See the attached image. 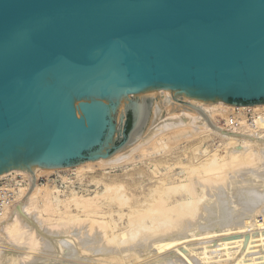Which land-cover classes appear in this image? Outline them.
<instances>
[{"label": "water", "instance_id": "water-1", "mask_svg": "<svg viewBox=\"0 0 264 264\" xmlns=\"http://www.w3.org/2000/svg\"><path fill=\"white\" fill-rule=\"evenodd\" d=\"M156 89L264 103V0H0V175L29 173L22 201L36 170L137 139Z\"/></svg>", "mask_w": 264, "mask_h": 264}, {"label": "bare ground", "instance_id": "bare-ground-1", "mask_svg": "<svg viewBox=\"0 0 264 264\" xmlns=\"http://www.w3.org/2000/svg\"><path fill=\"white\" fill-rule=\"evenodd\" d=\"M247 111L252 112V123H251V125H247L248 123H246V121H244V119H245L244 114ZM122 112H123V106L121 107V110H119L117 116L122 115L121 114ZM231 116H234L235 121H233V118L232 119L230 118ZM220 119H222L224 121V126H221L222 124H220ZM252 133H255V136H257L256 134H258V136L261 135L260 137H262V138H255V139H263V136H264V104L250 105V106H234V105H228V104H209V105H204L200 109L191 110L188 107L184 106L183 104L171 99L163 90L156 89L155 91H153V102H152L151 112H150L148 121L146 123V126H145L142 134L137 139H135L133 142L129 143L128 145L122 147L120 150L115 152L110 158H99L95 161L84 162V163L78 164L72 168L53 169V170L38 169L35 171V184L31 190V192L29 193V195L27 196V198L24 201H22V199L25 196V194L28 192V189L30 187L31 177H30L29 173L10 171V172H7V173L0 175V180H8L10 178H13L14 182H12V184H10V185H8V184L4 185L3 188L11 189L12 192L15 193V196H14L15 200L14 201L16 202V204H15V202L12 204V205H15L14 207L12 206L13 208L9 207V205H8V207L6 206L2 210V213L0 214V264H9L10 259H11L9 257V255H11V253H12L11 251H13V252L20 251L19 249H22L21 251L23 253H25V255H23L21 253L22 254L21 256L25 257L26 259H27V257H29L30 254L31 255L34 254L33 255V257H34V256H36L35 253L37 254L39 252L40 253L46 252V254L48 252V254H49L50 249L53 248L51 244H54L55 242H57L55 240L54 243L50 244L48 242L49 237L54 235L53 239L57 238V240H58L59 238H62L61 240H64L62 236H65L66 233L68 234V231L74 227L76 229L79 228V231L82 230V231L87 232V233L85 232L87 235H86L84 242L89 241L88 238L91 237L93 234H95L94 233L95 231L99 232L98 240H99V243H101V245L98 247V250H96V251L98 253V256L100 257L101 263L129 264V260H127L128 259L127 257H131L132 260H136L134 258L136 257L137 254H139L138 251H140V250H138V247L140 245H142V243L144 245L148 246L147 250H144L145 248L143 249L144 251H146L144 253H148L150 251L149 249L151 248L150 253H152L153 256L156 257L155 259H157V260H159V259L161 260L162 257H163V259H166L168 256V254H166V253L170 249H173V250L178 249V250H176V252L178 251L177 253L176 252L174 253V251H171V252H173V255H174V257L169 256V257H171V260H175V261L177 260L178 261L179 259H185L184 256L186 253L184 254V256L181 255V257L183 256V258L178 259V257H177V259H174L179 254L180 248H178V247L183 246L184 244H187L189 242V241H187L188 238H186V236L185 237L183 236L186 234H184V233L181 234V233L185 232V229L187 228L186 226H188L189 224L192 225L191 223H193L192 221H193V219H195V217L199 213V211H201V212L203 211L205 213V211H211V212L215 211L216 212V210H217L219 212L217 214H219L218 216L220 217L218 219L220 221L227 222L226 225H228V224L230 225L229 222L231 221V219H230V213H229L228 207L230 206L229 201L230 202H232V201L230 199H228L229 197L231 198V196H228V195H232L231 199H234L235 195L233 197V193L236 192L235 193L237 195L236 198L239 199L238 201L241 202V205L245 209L243 211H247L249 213V212H251L250 211V209H251V210L257 211V213H258V210H256V208H254V209H252V207L250 208V206L252 204H255L254 202L256 201V198H259V196H257V193L255 194L256 191H259L258 188L255 186L254 187L252 186V189H250L251 185H254L251 183L250 180L243 181L242 183H244V184H242L241 181L237 183L238 185L237 184L236 185L231 184L232 187L229 186L230 183H228V181H226L228 179L231 180V178L233 177V181H229V182H232V183L235 182L236 183L237 181H235L236 180L235 177L238 175V173L240 171L241 172L243 171V173H245L244 171H247L246 173H249L250 176L248 174H246V176L248 175L249 178L245 176V179L248 178V179L253 180V176L255 175V173L252 172L253 170H255L253 168L255 166H257V165H255L256 162L260 161V159L262 158V157H258L259 158V160H258L257 156H260V155L263 156L264 153L259 155L260 148L256 149L257 146L255 144L251 143L250 140H252V139H250V138H251ZM213 134L218 135L221 138L223 137L227 141L224 156H223L224 153L222 154V157L216 156V154H212L215 156L209 157L207 160H205L204 163L202 162L200 164H195V165L191 164L188 166H187V164H185L184 166H186L185 167L186 175H185V177L183 176L185 178L183 182L179 180L177 182L167 183V180L172 179V177H169L168 175H166L167 173L164 175H160V177L157 178V185L154 186L149 191V193L144 197V199L138 204L134 203V202L131 203L129 199L123 198L124 194H122V192H123L124 188L121 185H117L119 183H117V184H114V183L104 184V190L102 189L103 192L101 194H96L94 197H92V196L88 197L87 195H86L87 197H84V196L79 197L78 195H77L78 197H76L73 194L72 196L70 195L71 196L70 198H66L64 200L59 198V195H58L59 190H57L52 185L51 181H48L46 184H40L39 183L40 178L49 177L52 174L60 173V172H73V174L77 177L84 175L86 173H92V171L94 169L101 170V171H103V173H105L106 170L119 169V168H121V167H123L129 163L134 162L137 155L141 156L143 158V157H148V155H150L152 153L168 154L174 148L178 147L182 143H189V142H191L197 138H200L204 135L207 136V135H213ZM253 136L254 135L252 134V138L254 139L255 136L254 137ZM238 141L240 143L237 144ZM260 142H262V141H260ZM190 147H188L189 150L194 149V148L190 149ZM196 147H197V145H196ZM255 149L258 152L257 156H256ZM189 150H187V151L189 152ZM262 150H264V149H262ZM261 152L262 151H260V153ZM142 158H140V159H142ZM257 163H259V162H257ZM174 167H176V165ZM180 167H181V165H180ZM261 167L259 166V168L258 167L257 168L258 169L264 168V167H262V168ZM116 171H118V170H116ZM256 171L257 170H255V172ZM258 171L259 172H257L256 175L260 172L264 173V170H258ZM110 173H112V172L110 171ZM162 173H164V171ZM231 173H233V174H231ZM180 174L181 173H179L178 175H180ZM229 174H230L231 178L228 176ZM240 174L243 175L242 173H240ZM231 175H234V176H231ZM241 175L238 176V178L240 180H241ZM251 175H252V177H251ZM261 175L262 174L260 173V176ZM255 177L257 178V176H254V178ZM65 179L66 178L64 177V180ZM239 183H241V184H239ZM249 183H251V185H249ZM257 183H258V181H257ZM226 184H229L228 187H226L227 186ZM224 185H225V187H223ZM233 186H237L238 190L237 189L235 190V188ZM239 186H242V187L239 188ZM229 187H231L235 191L231 190V192H229V194L227 191L226 198L227 197L228 198L226 200L225 197L222 196V195L225 196V194H224L225 190L223 191L222 189L227 188V190H229ZM254 188L255 189L257 188V189L255 190ZM221 193H223V194H221ZM206 194L207 195L211 194L214 198L212 200H211V198H207L204 200ZM208 196H206V197H208ZM209 197H211V196H209ZM217 197H219V198L223 197V199L225 201L222 202V199H221L220 200L221 203H220L219 198H218L217 201L213 202V200ZM206 200H209V201H206ZM263 200H264V198H262L261 200L258 199L257 202L260 203ZM70 204H73L75 206V210L80 211L77 213H81L82 217H78L76 212L70 210ZM247 204L248 205L250 204L248 210L246 209L248 206ZM113 205H115L116 207H119L120 211L122 210L123 207H127V209H128L127 210L128 211V214H127L128 219H127L126 227L124 230H121L119 232H117V230L119 228V224L117 223V221L112 220V219L109 221L103 219V217H105L107 215L102 211L104 209V207L106 206L109 208L110 206H113ZM122 213H120L118 211L116 212V214L119 216L118 220H120V221L123 217ZM248 213L246 215H248ZM110 214H112V213H110ZM199 214H201L200 217H202V213H199ZM250 214H252V212ZM204 216H206V215H204ZM215 216H216V214H215ZM241 216H243V215H241ZM108 217H111V216H108ZM200 217L197 216L196 219L198 220V218H200ZM210 217H212V216H210ZM206 219H208V218H206ZM209 219H211V218H209ZM215 219H217V218H215ZM236 219H238V218H236ZM217 220H215V221H217ZM232 221H236V220H232ZM236 222H238V221H236ZM240 223H242V222H240ZM199 224H201V223H199ZM232 224H234V223H232ZM235 224H237V223H235ZM243 224H245V223H243ZM195 225H198V224H195ZM209 225H211V224H209ZM251 225H253V224H251ZM194 226H193V228H195ZM249 226H250V224H249ZM249 226H247L246 228L250 229ZM229 227L230 228H228V229L225 227L223 235H220L219 237H226V238L229 237L230 239L229 238L223 239L221 241H224V240L229 241L233 238H236L237 235L240 236V234H242L243 230L241 229V227H239V226L233 227V225H230ZM251 227H253L254 229L256 228L255 229L256 231L264 230V223L254 224V226H251ZM175 228L178 229V231H179V233L177 232L178 235L174 236V234H173L172 235L173 237L169 236V233L172 232L171 230H174ZM208 228H206V229H208ZM214 228H216V227H214ZM246 228H245V230H246ZM219 229H221V228H219ZM254 229H253V231H254ZM211 230L212 229H210L209 231H211ZM192 231H195V230H192ZM71 232H70V234H71ZM72 233H75V231H73ZM217 233H220V231ZM55 235H56V237H55ZM57 235H59L60 237H57ZM203 235L204 234H202V233H201V235H198L197 236L198 238L196 239V241H198V239L200 240V238ZM205 235H207V234H205ZM261 235H264V233H262ZM72 236H76V235H72ZM195 236L196 235L194 234V236H192V239H195V238H193ZM258 236H260V234ZM84 237H85V235H84ZM208 237L204 236V237H202L201 240L212 238V237H209V238ZM262 237L261 238L257 237V239H260V240H257V241L254 240V242H250V241H252V238L250 241L247 240L250 243H248L247 241H245V243H242L241 241H234V243L231 241L229 243H226V242H221L219 240L222 244L221 245L219 244L220 247L219 248L217 247L218 248L217 250L219 251L221 248L222 251L221 250L220 251L223 254H222V256L221 255L220 256L224 257V259H222V261H219V260H216V257H214L215 255H212L214 257L212 262H214V260H216L217 262H214V263L209 262L208 263V261L211 260L210 259L211 257L208 255H207V257H209V258L206 257L207 252H203V253L199 252L200 255L202 254L200 256L201 261H199V264H200V262H204V264H246L247 262H252L253 261L252 258H255V257H252V258L249 257L252 260L248 259L245 261L246 256L244 257L243 254L244 253L246 254V252H247V255H249V254L251 255V253H248V252H250L249 251L250 249H253V248L257 249L258 247H262L261 244L264 242V238L262 239ZM64 238H68V237H64ZM73 238H75V237H73ZM73 238H72V240H75ZM82 239H84V238H82ZM90 241H92V240H90ZM94 241H92L91 243L93 244ZM196 241H194V242H196ZM203 241H205V240H203ZM89 242H87V243H89ZM199 242L201 243L202 241H199ZM216 242H218V241H216ZM58 243H59V241H58ZM62 243H64V242L62 241ZM203 243H205V242H203ZM203 243H201V244H203ZM254 243L255 244L257 243V246L255 245L254 247H250ZM60 244H58V246ZM75 244H77V241L75 242ZM92 244L89 245L90 247L87 246L88 248H86L85 250L82 249L83 252L86 251L87 249L89 251L88 254H90V251L93 252L94 250L91 249ZM258 244L261 246H259ZM188 245H190V244H188ZM230 245H235V246H233V248H236L235 250H237L236 246H238L239 249L243 247L242 248V251H243L242 256L236 257V253L239 252V250H237V252H235V253H233L234 251L230 252L233 250L232 247H231V249L228 248V247H230ZM66 246L68 247V244ZM69 246H71V245H69ZM74 246H76V245H74ZM95 246H97V244ZM62 247H64V246L62 245ZM78 247L82 248L81 245H78ZM213 247H215V245ZM200 248H201V246H200ZM204 248L206 249V246H204ZM207 248L210 249L209 246H207ZM59 249L61 250V248H59ZM95 249H96V247H95ZM197 249H196V251H198ZM208 249L206 251H209ZM213 249H215V248H213ZM52 250H51V252H52ZM182 250H183V248H182ZM182 250H180V251H182ZM74 251H76L75 253H77V249L76 250L74 249ZM124 251L131 252V255H128L126 258L120 256L121 258H125V260L120 259L118 257V255H123V254H124V256L127 255V254H125L126 252H124ZM214 251H216V250H214ZM214 251H211V253H213ZM257 251H259V250H257ZM262 251H264V250L262 249ZM70 252H71V248H70ZM140 252H141L140 254H144V253H142V251H140ZM251 252H253L252 253L253 255L255 254L254 251H251ZM19 253H12V254L16 255ZM54 253L55 252H53L51 254L53 255ZM85 253H87V252H84L83 255H85ZM93 253H95V251ZM150 253H148V254L150 255ZM181 253L183 254V251ZM190 253H192V252H190ZM209 253H210V251H209ZM27 254H28V256H26ZM46 254H44V256ZM77 254H79V253H77ZM77 254H75V255H77ZM80 254H81V252H80ZM80 254H79V256H83ZM148 254L143 255V256L145 257ZM165 254L167 256H165ZM171 254L172 253L169 252V255H171ZM175 254H177V255L175 256ZM214 254H217V253L215 252ZM262 254H263V252H262ZM71 255H73V254H71ZM93 255H95V254H93ZM189 255L190 254H188L186 257H190ZM196 255H198V254H196ZM239 255H241L240 252H239ZM18 256L19 255H17V257ZM85 256L88 257V255H85ZM61 257H63V256H61ZM71 257H73V256H71ZM164 257H166V258H164ZM169 257L167 259H169ZM179 257H180V254H179ZM257 257H258V254H257ZM257 257H256V259H254L255 261L257 259H259V260L262 259V261L260 260L261 261L260 263H259V261L256 263L257 264H264V261H263L264 256L262 255L263 258H260V257L257 258ZM12 258H15L16 260L18 259L14 256H12ZM19 258H21V257L19 256ZM66 258H69V257L66 256ZM193 258H194V256L190 257V260H188V261L191 264H198V262L195 263V260H197V259L195 258V260H192ZM21 259H23V258H21ZM34 259H35V257H34ZM38 259H37V261L40 260V259L39 260ZM80 259L81 258L79 257V259L76 261H79ZM139 259H138V261H140ZM155 259L153 258L152 261ZM186 259H185V261H187ZM24 260H21V261H24ZM27 260H25V261H27ZM56 260H58V259H56ZM74 260H75V258H74ZM191 260H192V262H191ZM11 261H15V260L11 259ZM28 261H31V260H28ZM32 261L30 263H28V262L27 263L31 264V263H33ZM86 261H88V260H86ZM141 261H143V260H141ZM152 261H150V262L152 263ZM159 261H156V264L157 263L163 264V261L162 262L161 261L159 262ZM177 261L170 263L168 260L165 263L166 264H174V263L178 264L180 262L182 264L186 263V262L184 263V261H182V260L181 261L179 260L180 262H177ZM39 262H41V261H39ZM43 262L40 264H44ZM134 262L138 263L136 261H133L132 263L134 264ZM12 263H14V262H12ZM20 263L16 262L14 264H20ZM58 263H59V261H58ZM146 263H149V262L145 261V264ZM256 263H254V264H256ZM23 264H26V262H23ZM34 264H36V263L34 262ZM73 264H74V262H73ZM138 264H140V263H138Z\"/></svg>", "mask_w": 264, "mask_h": 264}, {"label": "rangeland", "instance_id": "rangeland-1", "mask_svg": "<svg viewBox=\"0 0 264 264\" xmlns=\"http://www.w3.org/2000/svg\"><path fill=\"white\" fill-rule=\"evenodd\" d=\"M262 104H264V103H262ZM250 111H247V112H245V114H244V117H245V119H244V121H246V123H248L247 125H251V123H252V112H250ZM231 119L233 118V121H235V119H234V116H231L230 117ZM222 121V122H221ZM220 124H222L221 126H224V121L222 120V119H220ZM254 136H255V133H252ZM252 134H251V138L250 139H252V140H250L251 141V143L252 144H255L256 146H257V148L256 149H258V148H260V150H259V155L260 154H263L264 153V150H262V149H264V136H263V139H255V138H262V137H260L261 135H259L258 136V134H256L257 136H253L254 137V139L252 138ZM224 139V140H223ZM262 141V142H260V141ZM256 141V142H255ZM258 141V142H257ZM255 142V143H254ZM238 143H240L239 141L237 142V144ZM226 144H227V141L225 140V138H221L220 136H218V135H215V134H213V135H207V136H202V137H200V138H197V139H195V140H193V141H191V142H189V143H182V144H180L178 147H176V148H174L171 152H169L168 154H161V153H152V154H150V155H148V157H141V156H136V158H135V160H134V162H132V163H129V164H127V165H125V166H123V167H121V168H119V169H114V170H106L105 171V173H103V171H101V170H98V169H94L93 171H92V173H86V174H84V175H81V176H79V177H77V176H75L74 174H73V172H60V173H55V174H52L51 176H49V177H42V178H40V180H39V183L40 184H46L48 181H51L52 182V185L57 189V190H59L58 192H59V198L60 199H62V200H64V199H66V198H70L73 194H74V196H76V197H81V196H84V197H94L96 194H101L102 192H103V190H104V184H111V183H114V184H117V183H119V184H117V185H121L123 188H124V190H123V192H122V194H124L123 195V198H126V199H129L130 200V202L131 203H140L143 199H144V197L149 193V191L154 187V186H156L157 185V178L158 177H160V175H164V174H166V175H168L169 177H172V179H169V180H167V183H169V182H177V181H184V177H185V175H186V173H185V167L186 166H184L185 164H187V166L188 165H195V164H200V163H204L205 162V160H207L209 157H213V156H215V155H212V154H216V156H219V157H222V154L225 152V147H226ZM196 145H197V147H196ZM191 146V147H190ZM188 147H190V149L191 148H194L193 150L191 149V150H189V148ZM263 147V148H262ZM256 149H255V151H256ZM187 150H189V152L187 151ZM196 150V151H195ZM217 150V151H216ZM260 151H262L261 153H260ZM154 154V155H153ZM193 154V155H192ZM257 154H258V152L256 151V156H257ZM225 155V153L223 154V156ZM194 156V157H193ZM197 156V157H196ZM201 156V157H200ZM205 157V158H204ZM258 157H262L261 159H260V161H257V162H259V163H257L256 162V164L255 165H257V166H255L253 169H255V170H257L256 172H255V170H253L252 172H254L255 173V175L254 176H257V178L255 177L254 178V176H253V180L252 179H248L249 177H248V175H249V173H246L247 171H244L245 173H243V171L241 172H239L238 173V175L235 177L236 178V180L235 181H237L236 183L235 182H229V181H233V177L231 178L230 177V174L228 175L230 178H231V180L230 179H228V180H226V181H228V183H230V185L229 184H226L227 186L226 187H228V185L229 186H231L232 187V185H236L238 182H240L241 181V183L243 182V181H246V180H250L251 181V183L252 184H254V185H251V183H249V185H251V188L250 189H252V186L254 187H257L258 188V190L259 191H256L255 192V194L257 193V196H259V198H256V201L254 202L255 204H252L251 206H250V204L247 206V210H248V208H249V206H250V208L252 207V209H254V208H256V210H258V213H257V211H254V210H251L250 209V211L252 212V214H250L251 212H247V211H243V210H245L244 209V207L241 205V202L240 201H238L239 199H237L236 198V192H234L233 193V197H234V195H235V197H234V199H231L232 198V195H228V196H231V198L229 197H227L228 199H230L232 202H230L229 200V203H230V206L228 207V209H229V213H230V219H231V221L229 222L230 223V225H233V227H241V229L243 230H241L242 231V234H240V236H236V238H233V239H231V240H229V241H221V240H223V239H228V238H226V237H219L220 235H223V232H224V230H225V227L228 229V228H230L229 226V224L228 225H226V223L227 222H224V221H220L218 218H220L218 215L219 214H217V213H219L217 210H216V212L215 211H205V213L202 211H199V213H202V217H200L201 216V214H197L196 215V217H195V219H193V223H191L193 226L195 225V224H198V225H195L194 227L195 228H193V226L192 225H188V226H186L187 228L185 229V232H182L181 234H186V235H183L184 237L186 236V238H188V240L187 241H189L187 244H184L183 246H180V247H178V248H180V250H182V248H183V254L181 253L182 251H180L179 250V254H180V257H179V254L177 255V254H175V256H176V258H174V259H177V257H178V259L179 258H183V256H184V254H185V256H184V258L187 260V261H185V259H179L180 261L182 260V261H184V263L185 264H189L190 262L188 261V260H190V257H192V256H194V258L192 259V260H195V258L197 259V260H195V263H197L198 262V264H199V261H201V258H200V256L202 255H200L199 254V252L200 253H203V252H207V254H206V257H207V255L208 256H210L211 258V260L210 261H208V263L210 262V263H214V262H217L216 260H219V261H222V259H224V257H221L222 256V250H221V248H220V250L218 251L217 249L220 247V245L222 244L221 242H226V243H229V242H233L234 243V241H241L242 243H245V241H247V240H251V238H252V241H250V242H254V240H260V239H257V237H262V239L264 238V235H261L262 233H264V230H258V231H256L253 227H251V226H254V224H261V223H264V200L262 201V202H257L258 201V199L259 200H261L262 198H264V173L263 172H260L262 175L260 176V173H258L257 175H256V173L257 172H259L258 170H264V168H262V167H264L263 165H264V155L262 156V155H260V156H257V158ZM140 158H142V159H140ZM139 160V161H138ZM258 160H259V158H258ZM263 163H262V162ZM157 163V164H156ZM161 163V164H160ZM181 163V164H180ZM166 165V166H165ZM176 165V167H174ZM180 165H181V167H180ZM259 166L262 168V169H258L259 168ZM258 167V168H257ZM124 168V169H123ZM128 168V169H127ZM173 168V169H172ZM252 168V167H251ZM157 169V170H156ZM116 170H118V171H116ZM161 170V171H160ZM110 171L112 172V173H110ZM164 171V173H162ZM116 172V173H115ZM67 173V174H66ZM71 173V174H70ZM179 173H181L180 175H178ZM240 173H242L243 175H241ZM156 174V175H155ZM231 174H233V173H231ZM241 175V180L238 178V176H240ZM245 174V175H244ZM246 174H248L247 176H246ZM251 174V173H250ZM184 176V177H183ZM231 176H234V175H231ZM244 176V177H243ZM245 176L246 177H248L247 179H245ZM250 176V175H249ZM64 177L66 178L65 180H64ZM96 177V178H95ZM103 177V178H102ZM182 177V178H181ZM251 177H252V175H251ZM179 178V179H178ZM95 179V180H94ZM244 179V180H243ZM132 180V181H131ZM103 181V182H102ZM257 181H258V183H257ZM241 183H239V184H241ZM136 184V185H135ZM232 184V185H231ZM242 184H244V183H242ZM238 185V184H237ZM103 186V187H102ZM135 186V187H134ZM223 187H225V185L223 186ZM231 187H229V190H227V188H225V189H222L223 191H224V194H225V196L224 195H222L223 197H225V199L227 200V198H226V194H227V191H228V194H229V192H231V190H233ZM234 188H235V190L237 189L238 190V187L237 186H233ZM240 187H242V186H239V188ZM256 188V189H257ZM4 189H6V190H10V192H12V190L11 189H7V188H4ZM96 189V190H95ZM103 189V190H102ZM255 189V188H254ZM255 189V190H256ZM74 190V191H73ZM235 190H233V191H235ZM114 191V190H113ZM222 191V192H223ZM232 191V192H233ZM90 192V193H89ZM221 192V191H220ZM13 193V195H12V202L11 203H9V204H6L5 206H4V208L7 206L8 207V205H9V207H11V208H13L15 205H12L15 201V193L14 192H12ZM62 193V194H61ZM70 193V194H69ZM83 193V194H82ZM217 193V192H216ZM80 194V195H79ZM221 194H223V193H221ZM220 194V195H221ZM71 195V196H70ZM78 195V196H77ZM87 195V196H86ZM211 196V197H209V196ZM206 194L205 195V198H204V200L205 199H207V198H211V200L214 198L211 194ZM219 195V194H218ZM217 195V196H218ZM134 196V197H133ZM206 196H208V197H206ZM256 196V195H255ZM223 197L222 198H219V197H217V198H215L214 200H213V202H215V201H217L218 200V198H219V201L222 199V202H224L225 200L223 199ZM210 200V201H211ZM206 201H209V200H206ZM212 202V201H211ZM258 204H257V203ZM217 203V202H216ZM220 203H221V201H220ZM15 204H16V202H15ZM214 204V203H213ZM218 204V203H217ZM13 206V207H12ZM262 207V208H261ZM3 208V209H4ZM62 209V208H61ZM242 209V210H241ZM70 210L71 211H74V212H76V214H77V216L78 217H82V214L81 213H77V212H80L79 210H75V206L73 205V204H70ZM128 209H127V207H123L122 208V212L119 210V207H116L115 205H113V206H110L109 208L108 207H104V209L102 210L105 214H107L105 217H103V219L104 220H115V221H117V223L119 224V228H118V230H117V232H119V231H121V230H124L125 229V227H126V224H127V214H128V211H127ZM120 212V213H122V215H123V217H122V219H121V221L120 220H118V215L116 214V212ZM242 211V212H241ZM245 212V213H244ZM248 213V215H246L247 213ZM110 213H112V214H110ZM80 214V215H79ZM215 214H216V216H215ZM250 214V215H249ZM255 214V215H254ZM204 215H206V216H204ZM212 216V217H210V216ZM241 215H243V216H241ZM108 216H111V217H108ZM197 216H199L200 218H198V220L196 219L197 218ZM209 216V217H208ZM245 216V217H244ZM217 218V219H215V218ZM241 217V218H240ZM203 218V219H202ZM206 218H208V219H206ZM209 218H211V219H209ZM236 218H238V219H236ZM202 221H201V220ZM213 219V220H212ZM242 219V220H241ZM215 220H217V221H215ZM232 220H236V221H238V222H236V221H232ZM198 223H197V222ZM201 221V222H200ZM213 221V222H212ZM218 222V223H217ZM240 222H242V223H240ZM199 223H201V224H199ZM208 223V224H207ZM213 223V224H212ZM222 223V224H221ZM232 223H234V224H232ZM235 223H237V224H235ZM243 223H245L247 226H249V224H250V229H248V228H246L247 226L245 225V224H243ZM209 224H211V225H209ZM251 224H253V225H251ZM200 225V226H199ZM207 225V226H206ZM220 225V226H219ZM246 226V227H245ZM192 227V228H191ZM209 227V228H208ZM214 227H216V228H214ZM221 228V229H219V228ZM243 227V228H242ZM198 228V229H197ZM206 228H208V229H206ZM245 228H246V230H245ZM252 228V229H251ZM73 229V230H72ZM72 229H70L69 231H68V234L66 233L65 234V236H62L63 237V239L64 240H61L62 238H59L58 240H57V238H55V239H53V237H54V235L53 236H50L49 237V243L51 244V243H54L55 242V240L57 241V242H55L54 244H51L52 245V249H50V253L48 254V252H47V254H46V252H44V253H35V255L36 256H34L35 257V259H34V257H33V255L34 254H30L29 255V257H27V259L28 260H33L32 262L33 263H31V264H34V262L36 263V264H40V263H42L44 260L46 261H44L43 263L45 264H73V262H74V264L76 263V264H106V263H101V261H100V257L98 256V253H97V251L96 250H98V247L101 245V243H99V240H98V235H99V232L98 231H95L94 233L95 234H93L91 237H87L88 239H89V241L90 240H92V241H94L93 242V244L91 243L92 241H86V242H84L85 241V238H86V231H82V230H80L79 231V228H72ZM76 229V230H75ZM183 229V230H184ZM189 229V230H188ZM197 229V230H196ZM210 229H212L211 231H209ZM253 229H254V231H253ZM258 229V228H257ZM61 230V229H60ZM64 230V229H63ZM78 230V231H77ZM191 230V231H190ZM192 230H195V231H192ZM201 232H200V231ZM217 230V231H216ZM73 231H75V233H72ZM172 231V232H171ZM170 232L172 233H169V236H171V237H173L172 235L174 234V236H176V235H178V233H179V231H178V229H174V230H171ZM176 231V232H175ZM214 233H213V232ZM220 231V233H217V232H219ZM70 232H71V234H70ZM79 234H78V233ZM81 232V233H80ZM86 232V233H85ZM178 232V233H177ZM192 234H191V233ZM244 232V233H243ZM260 232V233H259ZM83 233V234H82ZM200 233V234H199ZM201 233L202 234H204L202 237H212L211 239H203V240H205V241H203V240H201L202 239V237L200 238V240L198 239V241H196V239L198 238L197 236L198 235H201ZM260 234V236H258L259 234ZM82 234V235H81ZM171 234V235H170ZM191 234V235H190ZM194 234L196 235L195 237H193V238H195V239H192V236H194ZM205 234H207V235H205ZM212 234V235H211ZM72 235H76V236H72ZM84 235H85V237H84ZM216 236V237H215ZM55 237H56V235H55ZM57 237H60L59 235H57ZM64 237H68V238H64ZM73 237H75V238H73V239H75V240H72V238ZM208 237V238H209ZM214 237V238H213ZM241 237V238H240ZM82 238H84V239H82ZM92 238V239H91ZM52 239V240H51ZM78 239V240H77ZM94 239V240H93ZM230 239V238H229ZM83 240V241H82ZM87 240V239H86ZM208 240V241H207ZM218 241V242H216V241ZM221 242H220V241ZM58 241H59V243H58ZM62 241L65 243H62ZM72 241V242H71ZM77 241V244L78 245H81V247L82 248H79L78 247V245L77 244H75V242ZM194 241H196V242H194ZM199 241H202L201 243H203V242H205V243H203V244H201ZM212 241V242H211ZM87 242H89V243H87ZM96 242V243H95ZM210 242V243H209ZM248 242V241H247ZM250 242H248V243H250ZM43 243V242H42ZM61 243V244H60ZM71 243V244H70ZM73 243V244H72ZM82 243V244H81ZM85 245H84V244ZM57 244V245H56ZM58 244H60L59 246H58ZM68 244V247L66 246ZM87 244V245H86ZM92 244V248L91 249H93L94 251H95V253H93L92 251H90V254H88L89 253V251H88V249L86 250V251H84V252H87V253H85V255H88V257L87 256H85V255H83V250H85L86 248H88V247H90L89 245H91ZM97 244V246H95ZM141 244V243H140ZM188 244H190V245H188ZM197 244V245H196ZM220 244V245H219ZM247 244V243H246ZM62 245L64 246V247H62ZM69 245H71V246H69ZM74 245H76V246H74ZM85 247H84V246ZM193 245V246H192ZM215 245V247H213ZM219 245V246H218ZM245 245V244H244ZM243 245V246H244ZM257 246V243L255 244H252V246H250V247H254V246ZM259 245V244H258ZM262 245V247H258L257 249L255 248H253V249H250L249 251L250 252H248V253H251V255L249 254V255H247V252H246V254L244 253H242L243 251H242V248H240L239 249V247L238 246H236L237 247V250H239V252H240V254L241 255H239V252H237V250H235L236 248H233V246H235V245H230V247H228V248H230L231 249V247H232V251H230V252H233V253H235V252H237L236 253V257H241L242 256V254H243V256L245 257V261L246 260H250L252 257H255V258H252L253 259V261L252 262H247L246 264H254V263H256V262H258L259 261V263L262 261V259H257L256 261L254 260V259H256V257H257V254H258V257L257 258H263L262 257V255L264 256V251H262V249L264 250V242L261 244ZM261 245H259V246H261ZM73 246V247H72ZM88 246V247H87ZM200 246H201V248H200ZM204 246H206V249L204 248ZM207 246H209V248L210 249H208L207 248ZM84 247V248H83ZM95 247H96V249H95ZM142 247V248H141ZM148 246L147 245H144L143 243H142V245H140L139 247H138V250H140V251H142V253H144V252H146V251H144V250H147L148 248H147ZM218 247V248H217ZM58 248V249H57ZM59 248H61V250L59 249ZM67 248V249H66ZM70 248H71V252H70ZM145 248V249H144ZM185 248V249H184ZM198 248V249H197ZM213 248H215V249H213ZM260 248V249H259ZM63 249V250H62ZM69 249V250H68ZM74 249L76 250L77 249V253H79L80 254V252H81V254L80 255H83V256H79V254H77V253H75L76 251H74ZM83 249V250H82ZM144 249V250H143ZM196 249L198 250V251H196ZM205 249V250H204ZM209 250L210 251V253H211V251H214V250H216V251H214L213 253H209V251H206V250ZM20 251H15V252H13V251H11L12 253H19V254H12L11 253V255L12 256H14V257H16V258H18L17 260L15 259V258H12V256L11 255H9V257L11 258V259H13V260H15L16 262H18V263H20V264H23V262H26V264H28V263H30L31 261H28L25 257H23V256H21L22 254L23 255H25V253H23L21 250L22 249H19ZM51 250H52V252H51ZM60 250V251H59ZM67 250V251H66ZM90 250V249H89ZM150 250V251H149ZM148 251V253H150L151 252V248L149 249ZM176 250H178V249H176ZM176 250H173V249H170V250H168V252L166 253V254H168V256L165 254V256H167V258L169 257V256H173L174 257V255H173V252H171V251H174V253L176 252ZM192 250V251H191ZM200 250V251H199ZM203 250V251H202ZM257 250H259V251H257ZM73 251V252H72ZM140 251H138L139 252V254H137L136 255V257L134 258V259H136V260H132V258L131 257H127L128 255H131V252H126V251H124V252H126L125 254H127V255H125L124 256V254L123 255H118V257L120 258V259H123V260H125V258L127 257L128 259L127 260H129V264H133L132 262L133 261H136V262H138V263H140V264H145V261H147V262H149V263H146V264H156V261H159V260H157V259H155L156 257L155 256H153V254L152 253H150V255L148 254V253H144V254H140L141 252ZM202 251V252H201ZM218 251V252H217ZM229 251V250H228ZM251 251H254V255L252 254L253 252H251ZM53 252H55L53 255L51 254V253H53ZM63 252V253H62ZM70 252V253H69ZM169 252L170 253H172L171 255H169ZM178 252V251H177ZM176 252V253H177ZM189 252V253H188ZM190 252H192V253H190ZM198 252V253H197ZM217 253V254H214V253ZM262 252H263V254H262ZM22 253V254H21ZM62 253V254H61ZM95 254V255H93V254ZM44 254H46L45 256H44ZM65 254V255H64ZM71 254H73V255H71ZM75 254H77V255H75ZM121 254V253H120ZM146 254H148L147 256H143V255H146ZM152 254V255H151ZM188 254H190L189 256L190 257H186ZM192 254V255H191ZM194 254V255H193ZM196 254H198V255H196ZM260 254V255H259ZM262 254V255H261ZM17 255H19L21 258H23V259H21V258H19V256L17 257ZM91 255V256H90ZM181 255H183L182 257H181ZM212 255H215L214 257H216V260H214V262H212L213 261V259H214V257L212 256ZM221 255V256H220ZM26 256H28V254L26 255ZM33 258H32V257ZM49 256V257H48ZM61 256H63V257H61ZM66 256H68L69 258H66ZM71 256H73V257H71ZM75 256V257H74ZM77 256V257H76ZM125 257V258H121V257ZM197 256V257H196ZM32 259H31V258ZM60 257V258H59ZM79 257L81 258L79 261H76V260H78L79 259ZM138 257V258H137ZM141 257V258H140ZM171 257H169V259H167L166 257H164V258H166V259H163V257L161 258V262L163 261V264L165 263V262H167L168 260H169V262L171 263V262H176L175 260H171ZM203 257V256H202ZM220 257V258H219ZM249 257H251V258H249ZM9 258V259H10ZM40 260H39V259ZM43 258V259H42ZM49 258V259H48ZM74 258H75V260H74ZM78 258V259H77ZM131 258V259H130ZM140 258V259H139ZM155 259V260H153L152 261V259ZM207 258H209V257H207ZM11 259H10V263L9 264H14V263H16L15 261H11ZM27 260V261H21V260ZM37 259L39 260V261H41V262H39V261H37ZM48 259V260H47ZM56 259H58V260H56ZM138 259L140 260V261H138ZM145 259V260H144ZM251 259V260H252ZM19 260V261H18ZM37 262H36V261ZM43 260V261H42ZM65 260V261H64ZM82 260V261H81ZM86 260H88V261H86ZM141 260H143V261H141ZM171 260V261H170ZM177 261V262H180V261ZM192 260H191V262H192ZM244 260V259H243ZM57 261V262H56ZM58 261H59V263H58ZM94 261V262H93ZM132 261V262H131ZM150 261H152V263L150 262ZM159 261V262H160ZM255 261V262H254ZM263 261H264V259H263ZM12 262H14V263H12ZM28 262V263H27ZM48 262V263H47ZM50 262V263H49ZM188 262V263H187ZM138 263H135L134 262V264H138ZM181 263V262H180ZM180 263H178V264H180ZM204 264V262H200V264ZM207 263V262H206ZM157 264H162V263H157ZM166 264V263H165ZM174 264H177V263H174ZM182 264V263H181ZM191 264V263H190ZM257 264V263H256Z\"/></svg>", "mask_w": 264, "mask_h": 264}, {"label": "built area", "instance_id": "built-area-1", "mask_svg": "<svg viewBox=\"0 0 264 264\" xmlns=\"http://www.w3.org/2000/svg\"><path fill=\"white\" fill-rule=\"evenodd\" d=\"M12 182H14L13 178H10L8 180H0V214L2 213L4 206L12 202L13 193L10 192V190H6L3 188L4 185H10L12 184Z\"/></svg>", "mask_w": 264, "mask_h": 264}, {"label": "trees", "instance_id": "trees-1", "mask_svg": "<svg viewBox=\"0 0 264 264\" xmlns=\"http://www.w3.org/2000/svg\"><path fill=\"white\" fill-rule=\"evenodd\" d=\"M129 124H130V123H129V121H128V124H127V130L129 129Z\"/></svg>", "mask_w": 264, "mask_h": 264}]
</instances>
